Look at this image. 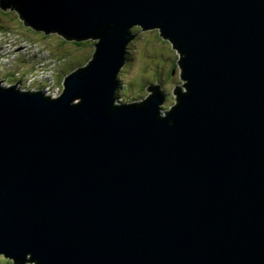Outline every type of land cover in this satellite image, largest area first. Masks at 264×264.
I'll use <instances>...</instances> for the list:
<instances>
[{
  "label": "water",
  "instance_id": "1",
  "mask_svg": "<svg viewBox=\"0 0 264 264\" xmlns=\"http://www.w3.org/2000/svg\"><path fill=\"white\" fill-rule=\"evenodd\" d=\"M0 9L46 35L98 40L57 98L0 86V256L264 264V0H0ZM136 27L158 28L179 54L186 90L176 87L171 111L159 85L117 103Z\"/></svg>",
  "mask_w": 264,
  "mask_h": 264
},
{
  "label": "rangeland",
  "instance_id": "2",
  "mask_svg": "<svg viewBox=\"0 0 264 264\" xmlns=\"http://www.w3.org/2000/svg\"><path fill=\"white\" fill-rule=\"evenodd\" d=\"M3 11L7 15L5 16L0 12V56L2 51L5 53L3 57H0V81L5 80L4 82H7V85L11 81V83L16 85L17 81L11 80L12 75L4 76V72L9 71L12 73L13 70L18 69L15 75H20V71L23 70V75L26 77V72L34 69L36 62L40 65H42L43 61L51 62L50 64H54L52 68L54 73H51V79H45L42 83L35 81L37 85L41 84L43 86L40 89L38 88L43 92L52 82L55 83V80H58V75L62 81L61 83H64L66 76L70 75L72 71L88 65L87 62L93 56L91 54L94 50V45L84 44L78 47L74 41L67 40L65 42L61 35L58 36L53 33L47 34L46 37L43 31L35 30L31 26H25L24 21L16 10ZM133 33L136 35L128 48L127 63L118 76L119 83L122 86L117 91V96L119 97L117 103L143 101L152 94V92L148 91V87L159 85L160 90L167 94L163 104L164 109L171 111L177 100L174 93L176 87H179L182 92L186 90L185 81L182 79V72L178 66L179 54L169 41L161 37L158 28L143 30V28L136 27L133 29ZM25 56H27L28 61L26 60L24 66L23 63H21L20 67L17 64L18 62L13 63L11 61L18 57V61L20 59L25 60ZM76 58L79 59L77 60ZM74 60L77 62L76 65ZM37 75L38 77L48 78V74L43 71ZM12 78L15 79L13 76ZM27 87L25 89L26 92L31 89V86ZM50 88H52L51 92L59 95L56 90L61 88L60 86L52 84ZM62 89L64 90V86H62ZM47 90L49 91V89H46L45 92ZM166 112H162L164 116ZM0 264L12 263L1 255Z\"/></svg>",
  "mask_w": 264,
  "mask_h": 264
},
{
  "label": "trees",
  "instance_id": "3",
  "mask_svg": "<svg viewBox=\"0 0 264 264\" xmlns=\"http://www.w3.org/2000/svg\"><path fill=\"white\" fill-rule=\"evenodd\" d=\"M0 12H1V14H3V15H7L2 9H0ZM59 36V35H58ZM46 37H47V35H46ZM65 42L67 41V40H65V39H63ZM97 42H98V40H86V41H83V42H74L75 44H76V46H81V45H84V44H89V45H94V50H93V52H92V54L91 55H93L94 53H95V50H96V44H97ZM72 43V42H71ZM84 54V53H83ZM84 57V56H83ZM93 57V56H92ZM77 59V58H76ZM79 59V58H78ZM77 59V60H78ZM92 59V58H91ZM91 59L87 62V63H90V61H91ZM23 62V66H24V62H26V60H23L22 61ZM74 64L76 65L77 64V62L74 60ZM18 65H21V63H19ZM37 67V66H36ZM60 67H61V65H60ZM66 67V66H65ZM81 68H83V66L82 67H80V68H77V69H75L74 71H72V73L73 72H75V71H77L78 69H81ZM17 71H18V69H15V70H13L12 71V73L11 72H9V71H7V72H4V76H10V75H12L15 79H13L12 78V76H11V80H13V81H21L22 83H25L26 81H27V78L26 77H24V75H23V73L21 72L20 73V75H15L16 73H17ZM65 71H66V69H65ZM68 76V75H67ZM61 77H63V76H61ZM3 82V81H2ZM62 81L59 79V75H58V80L56 81L55 80V83H54V85L55 84H57L58 86H60L61 88H62V86H63V83H61ZM7 82H4L3 84H6ZM8 83H11V81H9ZM38 86V88L40 89V88H42L43 86L40 84V85H37ZM121 84L119 83V86H118V89L119 88H121ZM148 95V94H147ZM119 98V97H118ZM4 257V256H3ZM5 258V257H4ZM7 259V261H9L10 263H12V264H15L14 263V261L13 260H11L10 258H6Z\"/></svg>",
  "mask_w": 264,
  "mask_h": 264
},
{
  "label": "bare ground",
  "instance_id": "4",
  "mask_svg": "<svg viewBox=\"0 0 264 264\" xmlns=\"http://www.w3.org/2000/svg\"><path fill=\"white\" fill-rule=\"evenodd\" d=\"M141 28V27H140ZM45 35H46V33L45 32H43ZM53 34H57V35H59L58 33H53ZM64 38V37H63ZM65 40H67L66 38H64ZM1 44V43H0ZM40 53V52H39ZM1 56L0 57H3V55L5 54L3 51L1 52ZM44 54V53H43ZM7 56V55H6ZM5 57V56H4ZM26 57V59L25 60H27L28 61V59H27V56H25ZM36 57V56H35ZM19 58V57H18ZM1 59V58H0ZM36 59V58H35ZM24 59H20V63H23L22 61H23ZM32 60V59H31ZM38 60V59H37ZM36 62V61H35ZM25 63V62H24ZM30 63V62H29ZM51 63V62H50ZM4 64H6V63H4ZM8 65V64H7ZM3 66V65H2ZM37 66V67H36ZM16 67H18V66H16ZM20 67H21V65H20ZM13 69V68H12ZM20 69V68H19ZM27 69H28V67H27ZM10 70V69H9ZM21 72V71H20ZM38 72H39V63H37L36 62V64H35V67H34V69H32L30 72L28 71V72H26V78H27V81L25 82V83H22L21 81H17L16 83H18V82H20V89H21V91L22 90H24L25 92H26V90L25 89H27L28 87L27 86H31V89H28V90H30V91H28V92H36V91H40L39 89H38V86H37V84H36V82L35 81H31V84H29V81L28 80H32L33 79V76H31V74L32 73H36V74H38ZM41 72V71H40ZM15 83V84H16ZM42 83V82H41ZM13 84V83H12ZM25 84V85H24ZM52 84H54V82H52L50 85H49V87L48 88H46V89H49V91H51L52 90V88H50V86L52 85ZM0 86H2V85H0ZM37 86V87H36ZM45 86V85H44ZM22 87H25V88H22ZM6 88H9V86H6ZM45 89V90H46ZM45 90L43 91L45 94H47V92H49L48 90H47V92H45ZM64 91V90H63ZM166 100V99H165ZM162 110H166V109H164V106L162 107ZM163 114V113H162ZM4 256V255H3Z\"/></svg>",
  "mask_w": 264,
  "mask_h": 264
},
{
  "label": "built area",
  "instance_id": "5",
  "mask_svg": "<svg viewBox=\"0 0 264 264\" xmlns=\"http://www.w3.org/2000/svg\"><path fill=\"white\" fill-rule=\"evenodd\" d=\"M53 66H54V64H50L49 62L47 63V62L43 61L42 65L39 64V72L43 71L44 73L48 74V78L38 77V75L36 73H32L31 76H33V79L32 80H28L29 84H31V81L43 82L45 79H51V73H54V70H52ZM56 91L60 95V93L63 92V89L62 88H58ZM47 95L51 96L52 98L59 97V95H56L55 93H53L51 91L47 92Z\"/></svg>",
  "mask_w": 264,
  "mask_h": 264
},
{
  "label": "clouds",
  "instance_id": "6",
  "mask_svg": "<svg viewBox=\"0 0 264 264\" xmlns=\"http://www.w3.org/2000/svg\"><path fill=\"white\" fill-rule=\"evenodd\" d=\"M62 39H64L63 37H62ZM13 63H17V64H19V61H18V58H15V59H13V60H11ZM21 72L23 73V70H21ZM20 72V73H21ZM0 85H2V87H6V86H9V87H12V86H14V84H12V83H8V85L7 84H3V83H0ZM63 93V92H62Z\"/></svg>",
  "mask_w": 264,
  "mask_h": 264
}]
</instances>
